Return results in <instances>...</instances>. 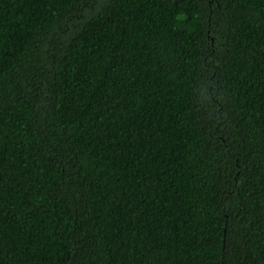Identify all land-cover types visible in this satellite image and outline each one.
Wrapping results in <instances>:
<instances>
[{"label": "trees", "instance_id": "trees-1", "mask_svg": "<svg viewBox=\"0 0 264 264\" xmlns=\"http://www.w3.org/2000/svg\"><path fill=\"white\" fill-rule=\"evenodd\" d=\"M0 264H264V0H0Z\"/></svg>", "mask_w": 264, "mask_h": 264}]
</instances>
